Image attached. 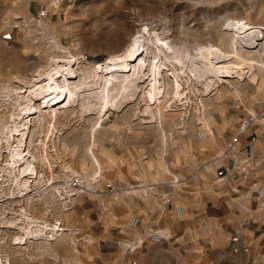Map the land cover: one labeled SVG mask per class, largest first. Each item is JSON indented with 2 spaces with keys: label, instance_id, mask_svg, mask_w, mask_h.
Masks as SVG:
<instances>
[{
  "label": "rangeland",
  "instance_id": "374dc122",
  "mask_svg": "<svg viewBox=\"0 0 264 264\" xmlns=\"http://www.w3.org/2000/svg\"><path fill=\"white\" fill-rule=\"evenodd\" d=\"M37 1L47 6L41 14H29L27 0L22 4L12 0L14 5L20 6V11L12 9L0 20L1 94H4V87L9 86L10 93L12 86L21 85L14 80L17 77L30 79L45 63L43 60L48 54L70 51L75 56L85 57L91 64L103 63L111 52L123 51L138 33L145 31L147 54L151 55L150 59L156 52L158 55L157 63L153 60L151 65H145L149 77L146 74L139 82L140 87L122 100L119 109L107 108L100 114L98 108L83 110L80 97L73 106L60 111L56 119L48 116L40 125L36 124L33 145L27 146V150L36 155V169L42 174L39 184L31 190L33 199L26 195L20 197L19 187L4 169L7 167V146H0V219L17 220L24 207L40 219L58 222L71 229L54 240L51 249L44 250L42 243H31L28 248L12 244L17 230L3 228L0 264L6 258L11 264H93V235L100 228L101 220L111 219L116 224L131 227V218L139 217L133 205L166 209L167 198L171 196L166 194L177 192L175 198L181 189L197 184L193 179L197 171H200L199 182L204 181L209 189L215 185L211 177L217 165L203 168L204 164L229 143L248 112L258 113L264 109V67L260 64L264 63V0ZM230 21L250 23L253 41L244 44L234 38L227 30ZM7 26L9 33L4 34ZM108 31L117 36L116 42L100 40ZM155 35L167 46L174 44L180 51L188 52L189 55L182 59L185 63L165 60L156 50L155 41L151 40ZM236 42L242 54L239 58L233 55ZM209 44L228 53L220 62H237L244 69L233 72L231 84L218 82L220 86L207 89L211 83L209 75L198 76L191 69V65L201 66L199 59L192 57L197 47ZM59 45L66 50L60 49ZM157 66L161 68L158 70ZM175 82L179 97L189 101L191 107L199 94L205 95L206 120L214 130V135L205 141L196 138L192 125L182 126L181 111L168 106L174 99L172 85H176ZM236 88L240 96L235 93ZM90 96H83V99L90 98L96 103V97ZM147 104L151 106L154 118L144 111ZM19 107L15 96H9V103L0 105V114L8 113L11 122V114ZM100 115L101 125L100 122L96 125L95 138H92L93 124ZM243 140L246 143L254 140L259 149H264V126L254 123ZM90 147L100 163L98 172ZM256 167L251 184L264 185V170L260 165ZM72 168L88 180L95 178L97 192L77 190L76 194L68 196L71 194L67 192L68 183L76 176ZM107 183L119 190L109 192ZM137 186L145 189L131 192L132 187ZM38 197L41 198L39 202H33ZM124 207H127L126 212ZM177 207L184 208V205L178 203ZM140 237L144 238V235L137 236Z\"/></svg>",
  "mask_w": 264,
  "mask_h": 264
},
{
  "label": "bare ground",
  "instance_id": "6f19581e",
  "mask_svg": "<svg viewBox=\"0 0 264 264\" xmlns=\"http://www.w3.org/2000/svg\"><path fill=\"white\" fill-rule=\"evenodd\" d=\"M251 28L252 26L250 25V23H246V22L230 21L227 24V30H230V32H232V34L234 35V38L239 39L240 42L244 44H249L250 42L253 41V39L251 38V35H253V31L250 30ZM145 34H146L145 31L138 33V35L134 39H132V41L124 48L123 51L111 52L109 57L103 63L91 64L87 61L85 57L75 56L76 54L73 55V53H71L70 51L65 52V54H58V55L48 54L46 58H44L45 60H43L45 61V63L35 70L33 76L30 79H28L26 76L25 77H22L21 75H20L21 77L16 76L17 78L14 80H17L21 85L15 84V86H12L13 88L10 93H9V86L3 88L2 91L4 92V94L0 93V105L9 103V96L10 97L15 96V99L20 106L16 112H13L11 114V117L13 119L12 120L10 118L12 120L11 122H9L8 113L4 112L3 114H0V143H1L0 146L6 144L7 146L6 149L8 152L7 154L9 155V156L8 155L5 156L7 167L4 169L6 173L10 174L13 177L12 180H14L15 184H17V186L19 187L20 189L19 192L22 193L20 194V197L26 195L28 199L30 200L33 199V196H31V190L40 181L42 175L39 174L38 170L36 169V165H35V162L37 161L36 155L34 154V152H30L29 150H27V146L32 144L34 141V132L37 129V127H35L36 124L40 125L43 122V120L45 121V118L48 116H50L52 119L53 118L56 119L60 111L73 106L80 97H82L81 98L82 100L80 101L79 104L83 110L91 111L92 109L98 108L99 109L98 112L100 114L103 112L104 109L107 108L119 109L121 107L122 100L128 95L131 94L133 95L136 91V88H138V86L140 85L139 82L143 81V78L146 77L147 73L145 72V65L147 63L151 65L153 60H155L154 62L158 61L157 60L158 55L156 54L157 52L152 55L153 58L151 59H150L151 55L149 56L147 54L146 49L148 44L146 43L147 42L146 37L148 35L145 36ZM116 37L117 36L112 34V32L108 31L102 34L100 40L104 43H112V42H116L117 40ZM153 38L154 39H152L151 37V40L155 41L156 50H159L160 52L159 54H161L165 60L167 61L181 60V63H185L184 61L182 62V59L185 56L189 55L188 52L180 51L179 47H177L174 44L167 46L164 40L160 36L155 35V37ZM59 48L65 49L61 45H59ZM194 53L195 54H193L192 57L195 58L196 60L199 59L201 66L199 65V67H197L196 65H191V69L198 76L203 77L206 74L209 75L208 77L211 79V83L207 85L208 86L207 89H212V88L214 89L220 86L218 82L230 83L231 81L230 78L233 76V72L236 71L237 69H242L241 65L237 62L236 63L220 62L221 61L220 59L227 56L228 53H226L224 50H222L221 48H219L214 44L198 46L196 52ZM233 55L237 58L242 57L241 52L238 50L237 42H236V46L234 45ZM189 62H192V60L191 61L189 60ZM260 64L264 67L263 62H261ZM157 67L158 70L159 68H161L160 66ZM157 67L156 69H154L155 71L157 70ZM147 76L149 77L148 74ZM177 90H178V83H176V85H172L173 96H176V94L178 93ZM235 93L238 96H240V93L237 88L235 89ZM90 95L96 97V103L93 102L94 103L93 104L89 100L90 98H88V100L83 99V96L89 97ZM144 111L146 113H149L154 118V113L152 112L151 106L149 104H147V106L144 108ZM251 113L254 114V112ZM101 119L102 117L100 115L93 124V132L91 135L92 138H95L94 137L95 129H96L95 127L99 122L101 125ZM144 120L145 119L143 118V121ZM53 125L52 127H54ZM208 126L211 127L209 124ZM95 143L93 141L92 146H94ZM89 150L92 153L95 164L99 168L96 171L98 172L100 170L99 160L95 156L92 147H90ZM1 152L2 151H0V156L2 155ZM206 167H208V165H206ZM51 170L53 169L51 168ZM73 174L77 176L81 175V173H79L77 170H73ZM9 180L10 179H8V181ZM143 189H145L143 186L132 187L131 192L138 193ZM76 191L77 190L75 188L70 187L69 190L67 189V192L71 193L68 194V196L76 194ZM11 193L12 195L15 194L14 192ZM39 199L41 198L40 197L35 198L33 202L38 203ZM19 215L20 217L17 220L8 219L2 221L0 219V234L3 231H5L3 228L6 227L16 229L17 233L14 234L12 237V244L17 245L19 247L21 246L23 248H28L29 244L31 243L32 244L42 243L43 246L45 247V248L43 247L44 250L45 249L49 250L50 244L54 240L56 239L58 240V238H60V236L64 231L71 230L69 228L62 226V224L58 222L50 223L46 220L40 219L39 217L28 212L24 207L21 208V212ZM138 240L127 244V247L131 248L134 245L136 246L137 243L139 242ZM3 264H11V263L6 258L3 261Z\"/></svg>",
  "mask_w": 264,
  "mask_h": 264
},
{
  "label": "crops",
  "instance_id": "0c3cea01",
  "mask_svg": "<svg viewBox=\"0 0 264 264\" xmlns=\"http://www.w3.org/2000/svg\"><path fill=\"white\" fill-rule=\"evenodd\" d=\"M11 1L0 0V20L12 9L20 11ZM46 8L40 1L27 0L29 14H41ZM5 30L8 34L9 26ZM245 144L243 140L241 155L251 166L248 180L233 173L218 179L212 173L216 183L209 189L204 181L199 182L197 171L193 175L197 184L181 189L175 198L177 192L166 194L171 195L166 209L133 205L140 219L136 230L111 219L101 220L93 235V264H264V201L254 189L256 184H251L256 165L248 159ZM260 152L259 165L264 170V149ZM178 203L184 205L183 217L176 215ZM204 222L210 224L209 234L203 230ZM149 227L167 230L171 236L158 242L144 236L141 245L127 247Z\"/></svg>",
  "mask_w": 264,
  "mask_h": 264
},
{
  "label": "built area",
  "instance_id": "2783aa9c",
  "mask_svg": "<svg viewBox=\"0 0 264 264\" xmlns=\"http://www.w3.org/2000/svg\"><path fill=\"white\" fill-rule=\"evenodd\" d=\"M178 93L176 96H173L174 99H171L168 103L170 108H175L181 111L180 113V123L182 126L188 127L192 125L194 127L195 136L199 141H205L207 137L214 135V130L212 127H209L205 118L207 115V109L205 106V95L199 94L197 96L196 102L191 107L190 102L179 97V87ZM179 97V99H178ZM259 123L264 126V109L260 112L252 114L248 112V116L244 117L237 126L235 134L231 137L229 143L221 149L215 156L204 164L203 168H207L206 165L211 166L216 164V169L213 171V174L216 178L222 179L226 177L229 173L240 176L243 180H248L252 175L251 166L247 161L242 158V142L243 137L247 134V131L254 123ZM244 150L248 159L254 161V164L257 166L261 163L260 158V149L256 141L251 140L245 144ZM95 178L88 180L81 175H76L72 177L68 183L69 187L75 188L76 190H88L92 192H97V188L94 186ZM90 182V183H89ZM256 184V183H255ZM264 184V181H263ZM108 191L113 193L117 192L119 189L116 188L111 183L106 184ZM255 191L264 201V185L259 184L255 185ZM176 215L178 217H183L185 215V209L183 207L176 208ZM139 217H132L130 220V226L133 228L138 227ZM210 224L204 222L203 230L206 234L210 232ZM145 238L151 241H162L170 238V233H167L161 229L149 227L144 231ZM137 245H141L144 239L139 238Z\"/></svg>",
  "mask_w": 264,
  "mask_h": 264
}]
</instances>
